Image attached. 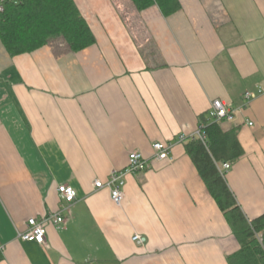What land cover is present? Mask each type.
<instances>
[{"label":"crops","instance_id":"1","mask_svg":"<svg viewBox=\"0 0 264 264\" xmlns=\"http://www.w3.org/2000/svg\"><path fill=\"white\" fill-rule=\"evenodd\" d=\"M73 2L94 37L85 50L58 38L11 57L0 41V264H228L239 243L177 137L214 100L236 110L218 125L243 155L217 169L248 221L264 215V94L241 108L264 91V0H179L168 17ZM154 143L172 144L171 160H153ZM133 152L151 168L125 178L116 207L94 183ZM59 186L77 196L64 223L44 245L19 239L58 212Z\"/></svg>","mask_w":264,"mask_h":264},{"label":"trees","instance_id":"2","mask_svg":"<svg viewBox=\"0 0 264 264\" xmlns=\"http://www.w3.org/2000/svg\"><path fill=\"white\" fill-rule=\"evenodd\" d=\"M130 3L137 12L156 5L165 17L180 9L179 0H130ZM0 4L3 7L0 41L11 57L32 53L58 38L75 53L94 43L91 30L73 0H6ZM202 122L207 147L199 140H190L186 152L239 243V250L227 262L264 264V215L248 221L217 169V164L237 162L243 150L234 132H223L217 123L204 119Z\"/></svg>","mask_w":264,"mask_h":264},{"label":"built area","instance_id":"3","mask_svg":"<svg viewBox=\"0 0 264 264\" xmlns=\"http://www.w3.org/2000/svg\"><path fill=\"white\" fill-rule=\"evenodd\" d=\"M3 11V7L0 4V12ZM264 94V91L259 87L255 93L246 92L243 95L242 109H245L248 104ZM236 110L232 109L229 104L222 100H214L211 104L210 110L207 113V118L204 120L207 123H220L222 121L230 122L234 118ZM205 123L201 122L196 134L187 137L186 135H180L177 137L178 143L188 142L189 140H199L201 144L207 147V137L204 132ZM172 150V144L167 143H154L152 145L153 160L156 161H169L170 153ZM151 168V160L146 159L138 152H133L128 156L126 166L120 171H113L107 179L106 183L96 181L94 183V189L102 190L106 189L109 193V199L111 203L119 207L123 201V188L125 185V178L129 175H135L144 173ZM222 172H226L230 169L228 163H223L219 167ZM57 194L59 198L58 212L49 216H45L40 219H29L27 221V229L25 232L18 234V238L26 241L33 242L38 245L45 244L46 227L48 224L62 225L64 223V214L69 215L70 210L74 203L77 201L76 192L69 186H59L57 188ZM259 242L261 238L258 237ZM133 242L139 241L138 236L132 238ZM4 246L0 245V259L2 258Z\"/></svg>","mask_w":264,"mask_h":264},{"label":"rangeland","instance_id":"4","mask_svg":"<svg viewBox=\"0 0 264 264\" xmlns=\"http://www.w3.org/2000/svg\"><path fill=\"white\" fill-rule=\"evenodd\" d=\"M259 238H261L260 236H258Z\"/></svg>","mask_w":264,"mask_h":264}]
</instances>
